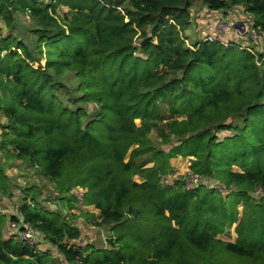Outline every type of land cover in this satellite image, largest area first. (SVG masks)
Wrapping results in <instances>:
<instances>
[{
	"label": "trees",
	"instance_id": "obj_1",
	"mask_svg": "<svg viewBox=\"0 0 264 264\" xmlns=\"http://www.w3.org/2000/svg\"><path fill=\"white\" fill-rule=\"evenodd\" d=\"M197 4L240 7L264 38V0H0V154L54 184L67 211L92 207L78 217L109 232L95 247L28 186L8 221L0 212V263L264 264V53L186 44ZM154 128L169 147L152 145ZM180 156L199 185L164 181ZM0 195L13 197L1 164ZM8 223L29 224L45 248L2 236Z\"/></svg>",
	"mask_w": 264,
	"mask_h": 264
},
{
	"label": "rangeland",
	"instance_id": "obj_2",
	"mask_svg": "<svg viewBox=\"0 0 264 264\" xmlns=\"http://www.w3.org/2000/svg\"><path fill=\"white\" fill-rule=\"evenodd\" d=\"M65 10V8H64ZM191 23L190 26L186 29L185 35L187 36L186 44H191L195 39L204 38L208 34H214L216 32V24L218 21L223 19L225 20L231 28V32L226 37L221 36L223 39H231L240 44H248L253 47V50L262 51L264 53V38L260 35L258 39L254 41H248L247 36L245 34V27L243 26V18L240 7H232L227 11H216V12H208L206 7L201 4L195 5L193 8L189 10ZM247 18V17H246ZM17 24L20 27L22 34L20 35L26 42L29 41L31 35V21L22 15H16ZM0 28L2 34L6 33L4 29V24L0 20ZM18 28H16V33ZM41 64H43V60H41ZM62 82L69 88L70 93H72L73 89H71L76 84V80L72 77L71 74H66L61 77ZM57 95L64 101H66V92L58 91ZM84 105V104H81ZM85 106V105H84ZM0 122H4V119L0 115ZM136 125H139V121H135ZM150 142L156 148L165 149L169 147V145L162 142L161 138L157 137L156 129H152L148 134ZM170 142L175 144V140L173 137H170ZM127 158V157H126ZM0 164L3 167L5 175L8 177L9 185L11 187V191L13 197L1 196L0 195V212L3 213L5 218L8 221L9 214L14 213L15 205L18 203L17 194L21 191V188H25L28 186H33L32 188L37 191V197L42 207L46 208L49 211L57 212L66 217L67 221H70L72 218L73 224H76L81 232V236L83 240L91 242L95 247L105 248L107 247L106 238L109 235L108 228L106 226L92 228L90 226L85 225L82 218L78 217L80 209L83 208L85 211H92L97 213L92 207H84L78 203H75V207L72 210L66 209V204H63L62 199L59 198V193L56 191L54 184H52L47 179H44L40 176L38 171L35 168H31L27 163H24L20 160L16 159H7L3 154H0ZM170 164L175 168V173L172 176L166 177L164 181H170L171 179H180L186 183L189 177V164L190 158L177 157L174 160H170ZM237 169V168H235ZM135 180H139L137 176H134ZM216 181L210 180L205 182L208 186L209 184H215ZM74 193L77 198L80 197L82 190L76 189ZM225 196L227 191H221ZM39 194V195H38ZM256 194H260L259 189H256ZM240 206H238V211H240ZM72 216H70V215ZM12 225L8 223L5 225L4 229H2V236H14L12 234ZM234 227L228 232V235L223 236L225 240L233 241L235 239ZM40 248H45V245H41L39 241ZM54 255H56V252ZM3 264V263H0Z\"/></svg>",
	"mask_w": 264,
	"mask_h": 264
},
{
	"label": "built area",
	"instance_id": "obj_3",
	"mask_svg": "<svg viewBox=\"0 0 264 264\" xmlns=\"http://www.w3.org/2000/svg\"><path fill=\"white\" fill-rule=\"evenodd\" d=\"M243 26L245 27V34L247 36L248 41H254L258 39L257 32L251 27V21L245 20L243 21ZM216 32L214 34H208L206 35L203 40L207 41H215L220 42L223 46H229L231 43L237 44L239 47L244 48L247 46L246 44H240L236 41L229 40V39H223L221 36L226 37L229 32H231V28L228 25L227 22L219 21L218 24H216ZM249 46V45H248ZM203 179L200 176L193 175L189 172V177L185 183L186 186H197L199 185ZM215 184H209L208 187H211ZM260 191V190H259ZM261 193V191H260ZM12 225V234L14 236H11L16 242H18L22 246H27L30 248H34L37 251L40 248L39 245V232L32 228L29 224H23L21 228H18L15 224H10V227Z\"/></svg>",
	"mask_w": 264,
	"mask_h": 264
},
{
	"label": "water",
	"instance_id": "obj_4",
	"mask_svg": "<svg viewBox=\"0 0 264 264\" xmlns=\"http://www.w3.org/2000/svg\"><path fill=\"white\" fill-rule=\"evenodd\" d=\"M132 214H133V216H134V215L136 214V210H134Z\"/></svg>",
	"mask_w": 264,
	"mask_h": 264
},
{
	"label": "crops",
	"instance_id": "obj_5",
	"mask_svg": "<svg viewBox=\"0 0 264 264\" xmlns=\"http://www.w3.org/2000/svg\"><path fill=\"white\" fill-rule=\"evenodd\" d=\"M172 161L174 160V159H171Z\"/></svg>",
	"mask_w": 264,
	"mask_h": 264
}]
</instances>
